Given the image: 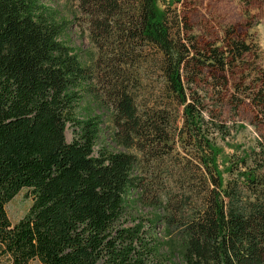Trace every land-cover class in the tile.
Instances as JSON below:
<instances>
[{"label":"trees","instance_id":"1","mask_svg":"<svg viewBox=\"0 0 264 264\" xmlns=\"http://www.w3.org/2000/svg\"><path fill=\"white\" fill-rule=\"evenodd\" d=\"M73 1L93 65L58 11L0 0V264H264V124L223 164L219 145L239 72L264 123L258 46L185 38L183 0ZM98 111L126 152L96 151ZM24 189L33 203L13 224L6 206Z\"/></svg>","mask_w":264,"mask_h":264},{"label":"rangeland","instance_id":"2","mask_svg":"<svg viewBox=\"0 0 264 264\" xmlns=\"http://www.w3.org/2000/svg\"><path fill=\"white\" fill-rule=\"evenodd\" d=\"M42 3L58 11L64 19L70 22L68 30L70 45L79 52L85 64L93 65L98 58V49L90 39L88 27L79 13L77 3L73 0H42ZM158 9L162 11L160 4H158ZM172 10V16L179 20L175 21L174 25L178 26L180 21L185 24L183 28L180 23L185 38L196 40L202 47L223 48L232 37L230 34L235 32L237 36L247 40L252 46H258L259 51L250 58L249 64L264 69V0H183ZM244 77H250L249 73L239 72L231 77L232 89L229 98L225 101L227 106L224 108L222 118L229 126L230 135L225 141L219 142L223 149L220 157L221 164L226 163L229 156L253 148L260 133L258 128L264 124L256 121L257 111L250 103L252 91H247L246 85L242 82ZM157 82H161V79L157 78ZM207 82L210 83V81ZM210 100H215V97ZM243 100L244 103L236 109L237 103ZM97 113L103 115V133L96 151L101 145H107L114 150L126 152L127 150L117 148L113 144L114 126L110 113L108 111ZM66 137L69 142L73 140L71 128L67 129ZM224 178L227 180V174ZM32 203L33 199L29 190H22L6 206L11 222L15 224L21 220L28 213ZM161 228L158 229L159 232L162 231ZM30 264L40 263L33 261Z\"/></svg>","mask_w":264,"mask_h":264}]
</instances>
